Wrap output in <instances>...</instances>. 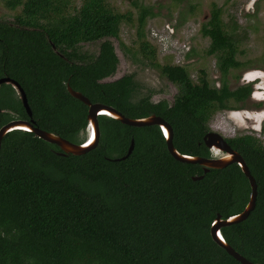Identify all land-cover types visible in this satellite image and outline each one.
Here are the masks:
<instances>
[{"label": "trees", "instance_id": "16d2710c", "mask_svg": "<svg viewBox=\"0 0 264 264\" xmlns=\"http://www.w3.org/2000/svg\"><path fill=\"white\" fill-rule=\"evenodd\" d=\"M3 4L22 7V14L11 22L20 27L0 21V73L4 69L22 86L37 127L75 144L85 142L88 107L70 95L68 85L126 117H162L181 154L205 158L210 157L203 142L211 132L209 120L217 112L242 108L254 91L252 84L234 89L228 84L231 71L245 65L238 55L244 53L246 34L239 37L237 23L229 28L216 4L201 35L210 40L206 53L216 58L219 87L203 70L194 81L184 66L153 62L156 51L145 30L157 15L151 6L135 1V15L114 12L108 0H81L80 6L73 0ZM123 23H135L141 53L177 87L172 105L155 103L151 96L135 99L139 88L130 75L99 82L119 63L114 47L105 40L93 57L83 53L82 44L119 39ZM8 93L11 103L0 107L5 110L0 128L28 118L21 101ZM99 127V145L81 156L59 155L56 145L26 131L3 138L0 264H241L210 235L218 214L223 219L239 214L249 202L250 183L238 164L204 174L200 165L171 156L158 126L136 128L100 116ZM132 140L134 150L122 160ZM228 142L244 158L258 195L249 217L221 233L242 256L264 264V144L250 134Z\"/></svg>", "mask_w": 264, "mask_h": 264}, {"label": "rangeland", "instance_id": "374dc122", "mask_svg": "<svg viewBox=\"0 0 264 264\" xmlns=\"http://www.w3.org/2000/svg\"><path fill=\"white\" fill-rule=\"evenodd\" d=\"M135 1L153 7L157 13L148 20L145 29L146 39L156 51L153 62L162 66H184L194 81H197L203 70L209 81L217 87L221 85L222 77L216 67V58L206 53L210 40L201 35V27L210 19L213 4L223 9L222 17L229 28L237 23L239 37L246 34L240 48L244 53L238 55L245 65L240 70L231 71L228 84L231 89L252 84L257 98L249 100L238 110L215 113L208 125L213 132L227 138L250 134L264 144V0H108V3L114 12L123 14L128 11L135 13ZM80 3L81 0H73L75 6H80ZM182 11L183 21L179 16ZM21 14L22 7L12 10L0 0V21L13 22L15 16ZM106 40L114 44L120 57L116 74L133 76L138 84L139 91L135 99L147 96L162 99L163 96L175 100L177 87L157 67L150 64L152 60L141 53L135 23H123L119 39ZM102 41L84 43L81 50L97 57ZM123 45L125 49L122 48ZM127 49L131 52H127ZM255 72L257 75L252 80L250 74ZM8 91L6 87L0 90V107L10 105ZM12 92L15 94L13 90ZM14 103L17 108L20 107L16 98ZM82 137L83 142L88 139V130Z\"/></svg>", "mask_w": 264, "mask_h": 264}, {"label": "water", "instance_id": "95a60500", "mask_svg": "<svg viewBox=\"0 0 264 264\" xmlns=\"http://www.w3.org/2000/svg\"><path fill=\"white\" fill-rule=\"evenodd\" d=\"M115 54L120 62V57L118 55L117 49H115ZM124 76L125 74L123 73L121 75H117V74L114 76L110 75L106 78L101 79L99 82L102 84L113 83L122 79ZM1 84H10L13 86V88L20 95V99L22 100L23 106L26 110V113L30 117V120H12L4 124L0 128V148L3 138L8 133L15 130H21V131L33 133L38 138L50 144L56 145L61 151L59 155L71 154L75 156H81L96 149V147L99 145L100 142L99 117L107 116L117 121H120L122 124L136 128L158 126L165 138L166 146L171 156L176 161L181 163L200 165L203 169L204 174H207L212 169H223L231 164H238L250 183L251 195L249 202L246 205L245 209L239 214L233 215L226 219H223L221 215L218 214L214 219L213 223L211 224L210 235L212 240L219 247L224 249L230 256H232L239 263L258 264L248 260L246 257L238 253L230 244L226 242V240L224 239L221 233L222 228L239 224L245 221L249 217L250 213L254 210L256 206L258 189H257L256 181L252 176L250 169L248 168L244 158L237 151H235L229 146L226 139L220 133L209 132L203 138V142L208 149L220 150L226 153L225 156L221 158H205V157L181 154L173 145L172 127L162 117L152 114L144 118L132 119L126 117L120 111H118L112 106H108L101 103H92L84 94L75 91L70 86H68L67 89L70 95L75 99L81 101L88 107L86 129L89 132V137L84 143L75 144L65 138H62L59 135L42 130L35 125V122L32 118V110L29 106L27 95L24 89L22 88V86L17 81L12 80L10 78H2L0 79V86ZM133 150H134V140L131 141V146L128 150V153L125 157L122 158V160L128 158L132 154ZM203 177L204 175L195 176L192 179L193 181H198V180H202Z\"/></svg>", "mask_w": 264, "mask_h": 264}, {"label": "flooded vegetation", "instance_id": "af4514ba", "mask_svg": "<svg viewBox=\"0 0 264 264\" xmlns=\"http://www.w3.org/2000/svg\"><path fill=\"white\" fill-rule=\"evenodd\" d=\"M7 22V21H6ZM10 25H12V26H17V27H20L19 25H17L16 23H14V24H12L11 22H8ZM106 39H104L102 42H104ZM99 42V41H98ZM111 42V41H110ZM112 43V42H111ZM112 45H113V47H114V44L112 43ZM114 51H115V47H114ZM100 52V51H99ZM99 55V54H98ZM119 64V63H118ZM118 64H116V68H115V71L113 72V73H111L110 75H112V76H114L115 74H116V72H117V70H118ZM1 76H0V79H2V78H10V79H12V80H15V81H17L16 79H14L13 77H11L10 76V74L7 72V71H5L4 69L1 71ZM109 75V76H110ZM126 76V75H125ZM124 76V77H125ZM106 78V77H105ZM18 82V81H17ZM4 85H8V86H10V87H7L6 89H8V90H13L14 92H15V96L17 97V99L18 100H20L21 101V103H22V100L20 99V95L17 93V91L13 88V86L12 85H10V84H1V86H0V90L3 88V86ZM69 86V85H68ZM68 86H67V88H68ZM255 91V90H254ZM254 91H253V93L251 94V96H250V100H255L256 98H257V96H256V93H254ZM155 99H157L156 101H155V103H159L160 101H166V102H168V103H170L171 105L174 103V99L172 100V99H169V98H167V97H163L162 96V99H158V97L156 98V97H151V100H155ZM22 105H23V103H22ZM24 107V106H23ZM25 109V108H24ZM1 110V109H0ZM1 111H5V110H1ZM8 112L9 113H12L13 111L11 110V109H9L8 110ZM25 112H26V110H25ZM27 116H28V114H27ZM32 118H33V113H32ZM12 120H30V117L28 116V118L26 119V118H16V119H12ZM211 132H213L212 130H211ZM222 135V134H221ZM223 136V135H222ZM225 139H226V141L228 142V140L230 139V138H233V137H230V138H227V137H225V136H223ZM228 144H229V146L232 148V149H234L231 145H230V143L228 142ZM208 149V148H207ZM209 151H210V157H208V158H221V157H223V156H225L226 155V153H224V152H222V151H220V150H217V149H208ZM236 151V150H235ZM232 165V164H231Z\"/></svg>", "mask_w": 264, "mask_h": 264}, {"label": "bare ground", "instance_id": "6f19581e", "mask_svg": "<svg viewBox=\"0 0 264 264\" xmlns=\"http://www.w3.org/2000/svg\"><path fill=\"white\" fill-rule=\"evenodd\" d=\"M255 75H257V73L255 72V73H252V74H250V78L252 79V80H254V78H255Z\"/></svg>", "mask_w": 264, "mask_h": 264}, {"label": "clouds", "instance_id": "9594fccd", "mask_svg": "<svg viewBox=\"0 0 264 264\" xmlns=\"http://www.w3.org/2000/svg\"><path fill=\"white\" fill-rule=\"evenodd\" d=\"M254 93H255V91H254Z\"/></svg>", "mask_w": 264, "mask_h": 264}]
</instances>
